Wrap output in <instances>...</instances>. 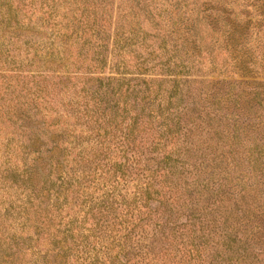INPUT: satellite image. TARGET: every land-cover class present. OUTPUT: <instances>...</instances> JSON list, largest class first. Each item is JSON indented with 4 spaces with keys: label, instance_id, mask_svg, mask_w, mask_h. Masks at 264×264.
I'll return each mask as SVG.
<instances>
[{
    "label": "rangeland",
    "instance_id": "1",
    "mask_svg": "<svg viewBox=\"0 0 264 264\" xmlns=\"http://www.w3.org/2000/svg\"><path fill=\"white\" fill-rule=\"evenodd\" d=\"M129 1L112 0L97 18L91 0H0V264H92L103 259L111 264L116 256L121 264H264V0H144L154 10V25L168 33L163 51L157 28L143 16L137 25L140 4L128 6L129 16L123 17ZM83 18L109 23L110 28L103 27L111 46L104 77H116L111 52L119 41L121 49L126 44L132 52L131 65L148 66L147 74L128 67L119 72L127 70L141 85L150 81L149 109L167 107L165 100L173 97L176 110L156 116L154 134L166 132L170 114L175 118L200 111L196 129L184 126L173 140L161 142L166 147L159 148L173 151L166 171L164 164L158 169V149L148 151L146 142L134 155L138 163L133 155L120 153L119 163L127 159L134 175L117 173L98 186L92 182L106 168L98 167L92 178L77 165V154L92 133L75 105H67L73 96L65 95L67 81L44 76L75 72L71 48H60L56 28L71 35ZM23 27L20 39L21 33L13 30ZM133 31L139 36L125 41ZM62 52V62L49 64ZM65 63L68 69H63ZM76 72L93 71L76 62ZM175 85L176 98L170 92ZM79 90L73 94L83 105ZM135 106L140 109L139 99ZM65 128L72 133L68 140H63ZM188 130L195 132L193 147ZM34 134L41 142L35 143ZM237 138L242 146L233 154ZM116 144L127 148L123 141ZM69 148L68 163L55 160L69 155ZM184 148L192 149L189 157L178 156L177 149ZM8 167L20 173L28 167L26 184H16ZM108 169L113 172L111 165ZM171 171L182 173L178 179L171 176L162 190V179ZM67 172L75 182L69 192ZM151 181L156 193L152 188L139 195ZM106 190L126 210L118 206L108 214L87 215L90 192L99 204ZM115 222L122 224L114 229ZM129 232L132 237L125 243Z\"/></svg>",
    "mask_w": 264,
    "mask_h": 264
},
{
    "label": "trees",
    "instance_id": "2",
    "mask_svg": "<svg viewBox=\"0 0 264 264\" xmlns=\"http://www.w3.org/2000/svg\"><path fill=\"white\" fill-rule=\"evenodd\" d=\"M111 1V2H110ZM90 2V0H85V3ZM92 2V0H91ZM93 3V2H92ZM144 0H132L127 2L125 5H123V10L124 12V18L126 19L129 16V13L127 12V7H135V5H141V9L136 13V15L139 16V22L137 25L140 26V20L142 19L141 17L149 22L150 24L153 25V28H157L156 31L159 32L160 41L161 45L160 49L163 51L164 48V43L166 42L168 37L167 32H162L160 33V26L159 23L157 24L158 26L154 25V16H153V8L150 6H144ZM89 4V3H88ZM92 5V6H91ZM112 5V0H103V1H98L97 4H89V6L93 7L94 10L92 12L98 14L99 12L104 11L105 8L109 7ZM84 6V4H83ZM98 18V15L96 16ZM101 21V20H99ZM112 23V22H111ZM74 21L72 23V29H74ZM20 26V25H19ZM103 27L110 28L109 23L107 21L105 26H102L101 24L97 25L96 22L95 24H91L88 22V19H81L79 21L78 25L76 26V30H71V35L68 34V29H63L60 30L59 28H56V36L59 39L60 38V43L61 47L63 48V45H67V47H70L71 49L70 54L68 57H73L71 58L72 63L71 67L72 71L71 74H69V71L67 70L66 73L68 74H63L60 76H54V75H47L48 73H44L41 76H36L37 78H44L48 77L52 79H58L59 81L65 79L67 81L66 86H70L68 89L64 87L65 89V95L72 96V98L69 100V103L67 104L70 106V104L75 105L72 107H76V111L78 118L80 117L84 121V125L88 126L89 132H91L90 136V141L82 150L77 154L80 155V161L79 164L81 165V168H85L84 172L85 174H89L92 176V178L97 177V168H106V171L103 172L105 173L104 176H100L98 179V182H92L93 185H100V183L104 184L107 180L111 179V177L117 176V173L120 175H124L123 178L129 174H135L136 171L132 169L130 165H128L127 159H125V162L122 164L119 163V160L121 159V154L124 153L125 155H133V157L136 158L135 153L138 154L140 153L141 150V145H145L148 143L149 145L147 147L148 151H155L156 148L158 149L159 158L160 161L158 163V169H161L163 164L165 165L164 168L165 171L167 170V161L170 156V154H173L172 149L167 151L165 148H159L161 146V142H164L165 144L167 143L166 141L171 137L173 140L174 137H177V135L180 133L181 129L184 126H190L194 127L196 129L197 125H200V121L202 120V116L200 114V111L196 109L193 112H190L189 114H185L183 117L176 115L175 118L173 117L174 114H170V116H167L165 121L168 120L170 124H167L165 127H167V130L164 134H154L152 130V123L154 120H156V116L158 115L159 117L162 116V111L164 110L165 112L169 111H175L176 104L172 103L170 101L173 99L172 96L169 97V100H165V104L168 103L167 107H159V105L154 108V109H149V106L152 105L151 103V97H152V92L154 93V90H152V87L149 85H146L147 82L150 81H144V84H139V82H142L139 78H131L129 75L126 74L127 70L123 72H119L121 67L123 69L128 68H133L132 71H136L138 73H145L149 71L148 66H146V63L144 62L143 65L141 66H134L131 65L133 64L132 59L133 57L130 56L132 52L128 53L127 52V45L123 46L121 49L119 41L116 42L115 46L113 47V50L111 52L112 55V60L115 59L116 62L113 63L114 69L116 68V77L107 76L104 77V74L107 70L108 66V52L110 49V40L105 36V30ZM123 27H125L123 25ZM123 27H120L121 31L124 32ZM23 28H16L13 30V33H21L20 39H22L23 34L26 31H23ZM73 32V33H72ZM75 35V39L70 41L72 39V36ZM139 35L132 33V36L130 38L125 39V41L131 39L130 41L133 40L132 37H138ZM145 37V36H144ZM26 43V42H24ZM144 43V41H143ZM80 44V45H79ZM140 48H143V45L140 44ZM71 50L73 52H71ZM91 50V52H90ZM168 53V52H167ZM65 54L62 52L60 57L58 56H52L49 64H53L54 62H62L64 60ZM91 56V59L88 60V57ZM76 62L78 65H82L86 67V71L88 68H92V73L85 72L83 74H80L77 76L76 72ZM118 62V63H117ZM136 67V68H135ZM140 67H143V69H140ZM68 63H65L63 66V69H68ZM110 71V70H109ZM113 71V70H111ZM51 72V71H50ZM115 74V71H113ZM92 75V76H91ZM95 75H100L97 76L98 78H93ZM140 75V74H139ZM144 75V74H141ZM131 76V75H130ZM26 78H31V77H26ZM51 80L47 81L50 86L53 85V88H56L55 82L53 83ZM46 81V79H44ZM155 80H152L151 82H154ZM160 83H163V81H159ZM48 85V84H47ZM186 86V85H185ZM160 87V86H159ZM177 85L171 89L172 95L176 98L177 94H175L177 90ZM80 89V90H79ZM80 93L82 103L78 105V98L75 94H73L74 91H78ZM72 91V92H71ZM148 95V96H147ZM148 97V98H147ZM156 99H160L157 94H155ZM139 99V105L140 109L136 110L135 105L138 103ZM155 102V100H153ZM153 106V105H152ZM148 107V109H147ZM196 111V112H195ZM174 113V112H173ZM196 113L197 116H195ZM193 114V115H192ZM165 115V114H164ZM163 115V116H164ZM165 117V116H164ZM173 117V118H172ZM173 128V129H171ZM195 133L193 130H188V141H190L191 146L193 147V138ZM193 134V135H192ZM35 136V143L41 142V138ZM72 133L68 131V128H65V131L62 132V136L65 138L63 140H68V137L71 136ZM187 136V135H186ZM117 141H123L126 143L127 148L124 150L119 144H116ZM146 142V143H144ZM185 142V141H183ZM45 144L47 142H44ZM225 144V142H223ZM189 144V143H188ZM46 146V145H45ZM151 146V148H149ZM157 146V147H155ZM239 143V139L237 138V143L233 146V154L237 153V150L239 147H241ZM162 147H166L163 146ZM47 152V151H46ZM49 152V151H48ZM65 152V151H64ZM178 156H184L188 157L190 156L192 149L190 148H184V149H177ZM69 155H61L55 160H60L62 158V161L68 163L71 158L73 151L71 148H69ZM39 155V154H38ZM56 155V152H55ZM186 155V156H185ZM132 157V158H133ZM53 158V157H51ZM50 158V159H51ZM40 160V158H37ZM156 159V160H158ZM37 160H35L36 162ZM138 163V156L135 160ZM43 162V160H42ZM134 162V163H135ZM78 163V162H76ZM177 163V161H176ZM175 163V164H176ZM93 164H95L93 166ZM111 165L113 168V172H110L109 169L107 170V167ZM96 166V167H95ZM95 167V168H93ZM173 167V165H172ZM175 167V166H174ZM173 167V169H175ZM28 171V167L26 168ZM97 169V170H96ZM115 169V171H114ZM13 170L12 173L14 174V180L16 181V184L22 182L26 184V180L28 179V173L27 171L23 172H18L15 169H11L8 167L7 171ZM103 170V169H102ZM134 170V171H131ZM30 171V170H29ZM20 173V174H19ZM156 173H159V171H156ZM182 173V172H181ZM181 173H173L172 171L169 173L167 172L166 175H164L161 186L162 190L168 186V183L172 180L171 176H176L177 179L178 177L181 176ZM66 175V174H65ZM108 175V176H107ZM67 180L64 181L66 182L67 192L71 191V188L75 182H72L70 179L71 177L69 176V173L67 172ZM69 177V178H68ZM110 177V178H109ZM7 178H4L6 180ZM76 179V178H75ZM152 180H155V177H151ZM89 182V179H87ZM110 182V181H108ZM78 183V182H77ZM159 183V182H158ZM175 187V186H174ZM173 187V188H174ZM153 188L152 194L156 193L154 191V185L151 181V183H147L146 187H142L141 191L139 192L140 194H149V191ZM161 190V191H162ZM159 191V192H161ZM178 191V190H177ZM86 192V191H85ZM90 197L92 196V204L89 206V212L87 215L90 216H95V214L102 215L103 213H109L112 210H115L116 207H120L123 205L118 204V200L115 198V194L113 191L106 190L105 193L100 192L101 194L103 193L104 200L96 202L95 195L93 191H91ZM150 196V195H149ZM149 199V198H148ZM129 199L125 198V201H128ZM243 200L245 202V205L247 204L246 199L243 197L241 202L243 203ZM133 201V200H132ZM90 205V203H89ZM125 207L126 210V205L123 206ZM26 212V209H25ZM262 215V214H261ZM96 217V216H95ZM122 223L115 222L113 224V228L116 229L119 225L121 226ZM72 231V230H71ZM82 239H86L88 237L81 235L80 236ZM132 237V232H129L124 236V242L129 243L130 239ZM229 242V241H228ZM86 242H83L82 245H85ZM58 247V246H57ZM123 247V246H122ZM59 248V247H58ZM60 249H62L60 247ZM125 249V247H124ZM8 251H11L10 247H7ZM6 250V251H7ZM108 260H104L99 262L98 260H95L92 262V264H109ZM111 264H121L117 256L114 257V259L111 261Z\"/></svg>",
    "mask_w": 264,
    "mask_h": 264
}]
</instances>
